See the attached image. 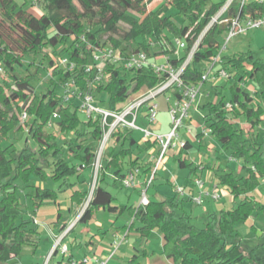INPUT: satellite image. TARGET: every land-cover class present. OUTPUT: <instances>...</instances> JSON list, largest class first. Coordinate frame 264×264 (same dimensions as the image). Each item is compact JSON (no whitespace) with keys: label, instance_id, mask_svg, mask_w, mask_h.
I'll use <instances>...</instances> for the list:
<instances>
[{"label":"trees","instance_id":"obj_1","mask_svg":"<svg viewBox=\"0 0 264 264\" xmlns=\"http://www.w3.org/2000/svg\"><path fill=\"white\" fill-rule=\"evenodd\" d=\"M43 1L45 11L35 15L16 0H0V68L7 74V79L0 82V104H3L0 107V264H22L23 247L28 245L34 251L38 248L41 230L36 218L39 209L47 202L56 205L58 211L56 221L50 227L64 235L63 239L73 230L67 231L70 225L59 201L67 190L72 191L71 206L78 214L88 203L76 226L88 223L100 208L119 215L128 211L133 217L129 230L135 229L145 239L155 229L162 231L164 253L175 264H264V243L246 247L237 229L241 222L264 213V205L253 194L260 184L259 178L264 177V144L260 141V134L255 132L264 121V59L251 49L223 55L221 63L213 67L228 72L227 83L213 85L214 77L203 81L212 56L222 47L220 35L228 29L227 23L219 22L248 14L261 15L264 5L258 2L242 4L240 0H234L211 24L225 2L162 0L150 8L155 0ZM170 6H174L182 18L181 25L166 13ZM170 33L175 39L185 40L182 57L176 56L177 46L169 37ZM198 40V47L193 49ZM151 41L155 42L152 47ZM108 44L124 56L140 50H145L151 57L167 54L175 69L183 67L180 77L184 85L203 82V86L211 84L214 87L218 99L203 104L204 125L210 129L223 152L229 151L232 158L241 160V173L222 164L207 166L213 171V180L228 188L232 205L208 212L204 227L195 226L191 214L183 209L185 187L183 199L178 198V186H175L176 194L162 199L148 196L149 203L144 206L117 203V197L105 186L109 174L114 176L112 185L117 188L125 187L123 180L130 171L138 170L137 179L145 178L147 188L153 185L157 175L155 172L149 183L154 164L135 154L136 150L140 154L154 144L142 148L133 130L118 129L111 134L103 163L95 174L97 149L104 134L101 117L90 118L87 129L82 130L77 105L64 103L56 90L69 77L75 78L81 90H88V81L99 72L93 50ZM59 46L67 51L75 69L71 72L54 67L49 79L53 86L37 95L31 74L19 75L17 69L28 55L35 56L40 52H45L43 57L51 62L52 58L45 49L51 48L54 54H59L56 52ZM87 66L91 67L90 71H86ZM217 71H213V76H218ZM128 73L109 63L104 66L103 79L94 89V94L103 101L99 105L107 103L102 107L116 109L143 88H156L168 80V74H157L150 66L133 71L131 78ZM247 77L257 82L256 91L244 86ZM228 87L231 91L229 99L225 96ZM167 91L176 98L181 97L176 87ZM227 102L234 106L230 112L226 110ZM23 110L28 112L31 122L21 119ZM55 113L58 114L55 124L63 133L71 132L75 137L68 151L59 146L54 133L45 132ZM242 120L244 127L241 126ZM26 130L37 148L25 144L17 150L9 143V134ZM192 146L191 141L186 140L177 158L190 169L188 177L191 181L196 176L194 182L199 186L198 194L192 195L189 201H194L206 189L212 191L214 188L197 177L200 164L195 165L186 154ZM67 156L75 157L79 163L69 164ZM82 165L90 170L89 177L80 171ZM71 178H74L73 182ZM50 179L59 183V188L35 184ZM81 185L86 187L81 189ZM21 186L30 187L25 194L26 204L21 199ZM262 237L264 239V228ZM59 251L58 246L54 255ZM72 260L71 256L66 263L62 259L60 264H69Z\"/></svg>","mask_w":264,"mask_h":264},{"label":"rangeland","instance_id":"obj_2","mask_svg":"<svg viewBox=\"0 0 264 264\" xmlns=\"http://www.w3.org/2000/svg\"><path fill=\"white\" fill-rule=\"evenodd\" d=\"M19 4H23L25 6V8L31 12L34 13L35 15H40L42 12L45 11V3L43 0H36L38 3H32L28 0H16ZM162 0H155L153 1L149 7L153 8L155 7L159 2H161ZM228 0H212V2H227ZM26 2V3H25ZM166 13L170 16L174 17L175 22L178 25L182 24V18L176 13V9L174 8V6H170L167 10ZM220 14V12L217 14V16L213 19L212 23H215L217 20L216 18L218 17V15ZM126 26V24L124 25ZM227 34L228 31L223 32L220 35V41L222 46H224V44L227 41ZM204 35V34H203ZM203 35L200 37L202 38ZM169 37L171 39H173V42L176 45L175 42V37L173 34H169ZM199 40L197 41V43L195 44L194 48H197L199 45ZM64 47L63 46H59L56 49V52L59 54H54L53 50L51 48H46V52L49 54V56H51L52 61L48 62V60L46 58H44L43 54L45 52H40L37 53L35 56L34 55H28L25 59V62L22 66L18 67L17 72L19 75H29L31 74V79H32V83L36 89V93L37 95H41L43 92H45L47 90L48 87L53 86L49 79L50 77V72L53 70L54 67L56 66H60L61 65V59L62 57H68L67 51L62 50ZM79 48V47H78ZM156 50L159 49L158 47L155 48ZM254 50L256 51L259 56L261 58L264 59V26L256 28V29H252L249 30L247 33L245 34H239L236 35L234 37H232L228 42H227V48L222 52V56H228V55H232L234 53L237 52H241V51H247V50ZM184 55V47L179 48L177 46V52H176V56L182 57ZM159 56V55H156ZM189 59V56L188 58ZM128 77L131 78L133 77V73L129 72L128 73ZM4 79H7V74L5 73V71L3 69L0 68V82L2 83ZM227 83V79L226 78H216L214 79L211 83L214 85H219L222 83ZM244 86L249 88L251 91H256L258 89V84L256 81L252 80L250 77H247L246 80L244 81ZM230 85V84H229ZM57 93L59 95H61L62 90L61 87L58 86L57 87ZM7 92V91H6ZM216 92L214 90V87L211 86V84L205 85L202 88V91L200 92V94L198 95V97L196 98V100L193 102L192 106L189 109V119L186 121L187 125L189 124V127L193 130L194 134H197V132H202L203 127H206L204 125V115L206 114L205 111L202 109L203 104L207 103V101H215L218 99V97L216 96ZM231 95V91L230 88L228 87L226 90V94L225 96L228 97V99L230 98ZM101 96V95H100ZM97 97V104L99 105L101 101V97L96 96ZM157 102L159 103V115L157 118L156 123H154L152 126L148 121L142 119V117H140L137 121V124L141 127H145V128H151V129H155L158 131H170L173 127L172 124V120H171V116L169 114V107H170V102H167L166 100V94H161L157 97ZM3 104H0V107L2 108ZM101 106H106L107 103H102L100 104ZM5 109V108H3ZM145 111V108L142 109V112ZM12 115V112L9 113V116ZM143 115V114H142ZM78 116L80 118V120L82 121V125L80 126V128L82 130L87 129L86 123L89 120V118L87 117L86 113L82 110L78 111ZM28 122H31V120L29 119ZM243 123V120L241 121ZM241 126L244 127V124H241ZM246 126V125H245ZM45 132L46 133H54L57 136V142L59 144V146H62L65 151L69 150V146L74 144V135L71 132H62L61 129L59 128V126L57 124H53L51 127L47 126L45 128ZM179 132L182 134L184 132V128H180ZM258 132L261 136V142L264 144V121L262 123L261 126H259L258 128H256V131ZM135 135L136 137L141 138L142 134L139 131H135ZM10 136V142L11 144H13L15 146V148L17 150L22 149L25 144H28L29 146H31L32 148L36 149L37 146L34 143V141L31 139L30 136H28V131H24V132H10L9 134ZM184 138H193V134H184L183 136ZM212 135L209 134V136L205 139L204 144L203 145H210V147L215 148L216 146H220L217 145V141H213L212 140V145H216V146H212L210 144V138L212 139ZM27 140V141H26ZM144 139H142L143 141ZM145 143V140H144ZM99 144V143H98ZM204 146L201 147L200 143L198 142H194V145L188 149V151L186 152L187 156L196 161L199 157L202 156L201 161L205 162L207 161V156L205 152H203ZM120 148V145L117 146V149ZM179 150L180 147L178 149H169L167 154L164 156V158L162 159L160 166L158 168L157 171V175H156V179L153 182V185L150 187H145L147 190V195L149 197L151 196H155L159 199H162L166 196H171L176 194L175 192V188L173 186V182L175 183L176 186L178 187H185L187 190L188 189H193L195 190V192L198 194V187L197 185H195V176L193 177V181L190 180V178L188 177V173H189V168L185 167L182 161H179L178 158V154H179ZM213 155L212 158L213 159H219L220 160V164L224 165V166H228L231 169H233L234 171H236L237 173H241L239 172L241 170V160L236 159V158H232L230 152H223L221 150V147L219 148H215L213 149ZM219 151V152H218ZM107 152V147L105 148V152L103 153V156L105 155V153ZM154 153L158 154L157 150L151 152L149 155V160L152 158V156H155ZM102 156V157H103ZM148 160V159H147ZM66 161L69 164H78L79 161L72 156H67ZM102 162V158H101V162ZM89 173L90 170H86L83 174H86L87 177H89ZM96 173V172H95ZM242 174H246L245 172H243ZM208 172L206 171V173L203 175L202 180L206 183L208 181ZM113 177L110 176V174L107 177V181L105 186L112 192V194L114 196H117L118 199H120V201L122 203H127V195L131 194L133 195V199L131 200L130 204L131 205H135V203L137 204L139 202V197L138 194H136L135 190H133L134 188H127V187H123V188H117L114 187L113 184ZM74 181V178H71V182ZM260 184L259 186L255 189V191L253 192V194L255 195V198L257 200H259V202L264 205V177H260L259 178ZM19 182H17L18 184ZM20 184V183H19ZM35 184H41L40 186L42 187H51L54 189L59 188V183H55L54 181H52L51 179L46 182V183H39V182H35ZM215 185H218V183H215ZM81 189L85 188L86 186L81 185ZM75 188V187H74ZM30 190V187L27 186H21V199L22 202L24 204L27 203L25 194ZM72 192V191H71ZM68 193H70V190H67V192L62 193L61 194V200L63 202V206L61 205V207L63 208V211L65 213H67L68 210V205H69V200L68 198H70V196H68ZM219 195L221 196V198L219 200H214L211 199L209 196H204L203 197V203L202 204H197L194 201H189L187 198L185 199L186 201L183 204V209L188 212L189 214L192 215V223L197 226V227H204L205 225V221H206V216L208 212H213L216 210H220L223 207H230L231 201L230 203H227L226 201V197L228 193L226 190H223L221 188ZM65 196H67L68 198H66ZM178 198L183 199L181 194H177ZM223 196V197H222ZM141 199V196H140ZM48 208H46L47 210H49L50 214L49 217L53 218L54 217V213H56L57 210V206H55L54 204H47L45 205ZM86 206V203H85ZM84 206V208H85ZM75 208V207H74ZM82 208V210L84 209ZM81 210V212H82ZM129 213L128 211H125V213ZM40 216V214H38ZM73 218L70 217V229L73 228V232L70 234V238H72L73 236H76L77 234H79L78 232H81L82 230H85L84 233H88V230L90 228L86 227L87 225L85 224H79L76 227V223H77V219H74V216H72ZM72 219V220H71ZM42 225V224H41ZM76 227V229H75ZM263 228H264V213L260 214L258 217H251L249 218L247 221L241 222L240 224L237 225V229L239 230V232L242 234V237L244 239V245L246 247H254L260 243H264V239L262 237V233H263ZM41 230V236H40V243L38 248L34 251L32 247L30 246H24L22 249V253H21V263L22 264H60L61 261V254H62V250L60 249V251L58 252V255H54L55 250L57 248V246H59L58 244H62L68 247L69 249V245L67 243H64L63 236L64 235H58V236H54V241L53 239L49 236V230L47 229V227L45 226H41L40 227ZM134 232H137L139 235L140 233L138 231H136L135 229H133ZM155 230H153L151 232V235H153V232ZM72 236V237H71ZM141 236V235H140ZM150 236L147 238V241L149 240H153L155 243V247H159V242H157L155 237H151L152 239H150ZM67 238V242H68ZM145 239V238H144ZM70 241V240H69ZM53 246V248H52ZM52 248L51 252L50 249ZM49 252V254H48ZM68 253V251H67ZM66 253V254H67ZM48 254V256H47ZM47 256V257H46ZM67 259V258H66Z\"/></svg>","mask_w":264,"mask_h":264},{"label":"built area","instance_id":"obj_3","mask_svg":"<svg viewBox=\"0 0 264 264\" xmlns=\"http://www.w3.org/2000/svg\"><path fill=\"white\" fill-rule=\"evenodd\" d=\"M32 3L37 4L36 0H28ZM234 0H228L225 5L222 7L220 14L216 18L228 9ZM242 4L248 2H258L264 5V0H240ZM219 23H227L228 31L227 41L224 46L221 47L220 51L212 56L211 63L208 71L203 75V81H207L209 78H228V72L223 68H218V71L213 67L221 63L222 61V52L227 48V42L234 36L239 34H245L249 30L256 29L264 26V13L258 16L245 15L243 17L238 16L232 19H224ZM84 41V37L81 38ZM200 41V40H199ZM176 45L179 48L185 47V40L176 38ZM151 47L155 45V42H150ZM91 47V44L88 45ZM192 53L189 55L191 59ZM93 57L96 65L99 67L98 74L93 78V80L88 81L89 89L81 90L76 83L75 78L69 77L62 82L61 85V98L64 103H72L77 105L79 110H82L86 113L87 117L96 118L97 116L101 117L102 128H103V139L100 142V145L97 149V156L95 161V174L99 167L101 166V158L105 152V148L108 145V141L111 137V134L118 129H128L133 131H141L143 137L146 140L154 141L159 145V153L156 156H153L154 171L152 176L149 179V183L152 181L154 173L158 171L160 163L164 156L167 154L169 149H178L181 148L186 142L187 138L183 137V134L179 132L180 128L186 130V134H191L192 129L187 125L186 121L189 119V109L192 106L193 102L196 100L200 92L202 91L203 82L195 85H184L181 80V72L183 67L180 69H175V67L170 62V56L167 54H162L159 56L151 57L145 50H140L136 53L131 54L130 56H124L119 54V52L113 48L111 45H103L96 47L93 50ZM109 63L113 66L124 70L126 72H133L145 66H150L157 74H168V80L162 85L156 88H143L138 94L129 97L125 102L119 104L116 109H110L107 107H102L97 104V97L94 94V89L96 84L100 82L103 78V68ZM64 70L73 71L75 69V63L70 61L68 57H62L61 65L56 66ZM91 67L87 66L86 71H90ZM213 71H217L218 76H213ZM170 87L178 88L181 97L176 98L172 95L171 92H168L167 89ZM161 94H166L167 102H170V107L168 109L171 116L173 127L170 131L166 133L154 132L148 128L141 127L137 124L138 119L143 114L144 118L150 123L154 124L157 121L159 114V103L157 102V97ZM145 108V111L142 112V109ZM234 108L231 102H227L226 110L229 112ZM58 117V114H53V120L49 122L48 126L51 127L55 124V119ZM21 119L23 121H29L30 115L26 110H23L21 113ZM112 119V120H110ZM203 135L207 136L210 134V129L204 127L202 130ZM85 168L84 165L79 167L80 170ZM138 170L130 171L123 180L125 187H136L138 185L137 174ZM198 184H202L201 180H197ZM177 192L181 195H184V188L178 187ZM146 189L142 191L140 204L147 205L149 203V197L146 194ZM210 196L214 200H219V190L218 187H214L212 191L206 189L198 197L194 198V202L197 204L202 203L203 196ZM62 253H67L68 247L62 244H58ZM117 245V243H116ZM118 246V245H117ZM58 247V246H57ZM109 258L101 261L100 264H108ZM90 258L86 257L81 261L72 260L69 264H88Z\"/></svg>","mask_w":264,"mask_h":264},{"label":"crops","instance_id":"obj_4","mask_svg":"<svg viewBox=\"0 0 264 264\" xmlns=\"http://www.w3.org/2000/svg\"><path fill=\"white\" fill-rule=\"evenodd\" d=\"M140 117L146 120L144 118V115H141ZM243 124L245 126V123ZM152 125L153 124L149 126H152ZM148 129L154 132H159V133L168 132V131H165V132L158 131L155 129H151L149 127ZM139 132L142 134L141 131ZM185 133H186V130H184V132L182 133L183 136ZM200 133L202 134V132H197V134H194L192 130L193 138L191 139L187 138V140L189 139L193 145H194V142L200 143L201 147L202 146L205 147V148L203 147L204 148L203 152L207 153L206 154L207 161L205 162L201 161L202 156L199 157L196 161L193 160L195 165L200 164V169H199V173L197 177L202 178L203 175L207 171L209 174L208 175L209 179L207 182H209L208 185H210V188L217 186L219 192L221 188L223 190H226L228 193L227 196L225 195L226 201L227 203H230V201H232V196L230 195L228 188L226 186L215 185L216 181L213 180V171L212 169H210V167H207L208 165L211 167H217L220 164L219 159L212 158V155L214 152L213 149L219 148L220 146L217 147L216 145L213 144L216 147L212 148L210 147V145H203L205 139L209 135L205 136L203 134L201 135ZM134 136L136 137V135ZM136 138L139 140L138 143L142 148H146L148 144L150 143L154 144L151 147H149V149L144 150L143 153L139 154V150L135 151L136 155L142 157L144 160L148 159V161L153 163V156L149 160V155L147 154H150L151 152L156 151V150L159 153V145L155 143L154 141L146 140L143 137V134L141 138L139 137H136ZM142 139L145 140V143H144V140L142 141ZM212 140L215 141L213 137L212 139L210 138L211 145H212ZM217 145H219L218 142H217ZM154 155L156 156L158 154L154 153ZM86 170L88 169L84 168L83 170H80V171L84 173ZM110 176L114 178L113 175L110 174ZM137 180L139 183L136 187H133L134 188L133 190H135L136 194H138L139 202L137 204L135 203V206L140 204V196L142 194V191L146 189L145 188L146 186L144 184L145 178L140 177ZM174 182H173L174 184L173 186L175 188L176 185ZM194 194H196L195 190L186 189L185 199L186 198L190 199L192 195ZM70 195H71V191L70 193H68V196ZM65 197L68 198L67 196ZM150 198L159 199L155 196H151ZM132 199H133V195L129 194L127 195V203H122L120 199H118L117 197V203L121 205H131L130 202ZM68 200H69V205H68L67 213H65L62 208V213L64 214L65 219L69 222L70 217L73 218L72 216H74V219L78 218L79 220L84 209L83 210L81 209L82 212L81 210H79V214H78V212H76V209L73 206H71L70 198H68ZM59 201L61 205L63 206L61 197L59 198ZM47 204H51V203L47 202ZM46 208L48 207L43 206L39 209L36 220L40 227L41 226L47 227V229L49 230V236L54 241V236H58L60 234L57 232V229L50 227V226H52L51 223L56 221V216H57L58 211L56 210V213H54V217L50 218L49 217L50 212ZM38 214H40V216ZM132 221H133V217L130 213L126 212L125 214L123 213L119 215L118 213H109L103 208L98 209L94 217L88 223L85 224L87 225L86 227L90 228L88 230V233L85 234L84 233L85 230H82L81 232H78L79 234L73 237L71 236L72 238H70L69 236L73 232L72 230L68 235L65 236L63 240H64V243H67L69 245V250H68V253L65 254L64 256H62L61 254V260L63 259L64 263H66L69 257L72 256V259L75 261H81L84 258L89 257L90 262L88 264H100L101 261L107 258H109L108 264H175L173 259L168 258L166 254L164 253V250H163L164 238H163L162 231L160 229H155V231L153 232V235L150 236V239H152L151 237H155L157 242H159L158 243L159 247H155L154 246L155 243L153 240L147 241V239H144V237L140 236L137 232H134L133 230L128 229ZM67 238H69L68 242L66 240ZM116 243L118 246L116 245ZM52 248L50 249L49 252H51Z\"/></svg>","mask_w":264,"mask_h":264},{"label":"water","instance_id":"obj_5","mask_svg":"<svg viewBox=\"0 0 264 264\" xmlns=\"http://www.w3.org/2000/svg\"><path fill=\"white\" fill-rule=\"evenodd\" d=\"M95 180H96V176L94 178V183H93V187H92V190H91V193L93 192V188H94V185H95ZM88 203L86 204L85 208L87 207ZM84 208V209H85ZM70 230V226L68 227L67 231Z\"/></svg>","mask_w":264,"mask_h":264}]
</instances>
